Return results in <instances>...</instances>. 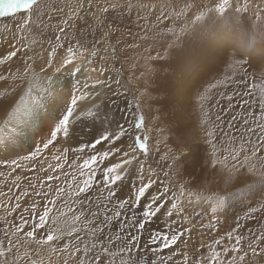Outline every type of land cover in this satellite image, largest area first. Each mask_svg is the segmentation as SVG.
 <instances>
[{
  "label": "rangeland",
  "instance_id": "374dc122",
  "mask_svg": "<svg viewBox=\"0 0 264 264\" xmlns=\"http://www.w3.org/2000/svg\"><path fill=\"white\" fill-rule=\"evenodd\" d=\"M39 2V9L33 10L29 27V31L32 34L39 36V40L28 49H25L19 42V37L21 35H27V33L22 34L16 32V26L22 18L28 14L19 13L17 15H12V13L17 12L18 9L24 8L28 3V0H0V54H6L12 44H15L21 49V52L12 62L4 64L5 66L0 68V75L7 77L9 76V73H13L14 71L17 72L18 69L22 72L25 63L32 65L37 72L40 71L41 67H46L45 62L48 58V53L52 50V44L50 41L52 43L55 42V35L59 31L56 27L57 25L60 27H66L61 23V21L64 20H69L72 26L68 27V39L63 40L64 47L66 48L68 46L69 40L73 45L79 41L82 46L88 49L85 54L88 60H91L93 64L95 63L94 65L97 69L102 70L100 65L101 63L98 59L100 58L99 55L103 53L102 55H105V58L111 66L114 67V71L111 70L109 72V79L107 76L104 78L105 84L103 88L96 87L93 89L91 84L87 82L90 85L88 89L89 92L100 91L101 96H99V98L97 97L98 99L95 101H98L97 103L100 104L97 106V109L92 116L81 117L79 121L73 122L71 125L69 140L65 141L61 135L59 141L56 142L58 144L54 143L53 147L57 153V157L55 159L58 163L56 162L55 165H49L39 161L36 165L34 162H37L35 160L38 159L35 158L34 161L23 162V166L21 168L14 169L12 166L2 162L4 160H10L9 157L0 159V241L3 242L5 248L8 247V238H13V229L11 226L20 222L19 217L22 213L25 216H29L28 213H24V208H30L32 203H37L38 207L42 211L44 204L51 201L53 197L57 196V187H65L66 190L63 188L64 195L56 199L54 207L49 204V207L52 209V215H57V210H59V212L67 213L69 206L73 208V214L82 210L80 206L72 204V198L67 195V189L69 188L68 181H73L72 178L74 175L76 176L77 181L81 179L79 176V165L82 163L81 154L74 152L73 149L78 147V143H90L99 135V131H94L92 125H95L99 130L109 126L115 127L117 124L128 127L129 124L133 123V117L139 112H142L145 117L139 101V91H137L134 82H128L129 79L127 78V73H129V71L122 61V53H124L129 47L127 44H124L123 38L119 36L120 29L133 31L131 35L135 36L137 33L135 28L136 25H128L126 28L123 23H117L115 20L100 19L98 13L101 12V10L95 5L94 0H91V3L89 0H39ZM200 2L204 4V2ZM68 5L70 6L68 7ZM74 10H76V16L73 15ZM103 23L110 25V28H108L109 34H107V36L103 34ZM6 25L9 26L10 30L5 31ZM73 25L78 28L77 31L76 29H73ZM85 32L96 33L85 35ZM14 35L17 37L15 40L13 39ZM108 36H111L112 38L110 43L107 39ZM29 39H31V37H29ZM130 40L131 42L133 40L131 36ZM104 43H108L109 47H105ZM113 49H115V53L113 52ZM42 50L44 51L42 52ZM93 50L96 52L95 56L90 55ZM57 52L63 53V49H58ZM128 65L130 67L131 62L128 63ZM11 66L13 68H11ZM144 70H146L144 75L147 76L148 71L147 69ZM81 74H79L78 79L81 81V85H83L86 80L81 77ZM10 78L11 77H9V79ZM117 78H120L122 81H120L118 85L114 83ZM21 81L26 82L27 87L34 88L31 93L36 92V94H34L36 97L41 96L40 94L44 82H38L33 86L26 80ZM119 84L124 87L122 88ZM109 86H113V88ZM24 90L28 91L27 88H24ZM0 97H2L0 98V110L3 113L6 106L4 104H6L9 95L6 92L4 95H0ZM137 103L140 105L139 110H137L136 107ZM130 104L131 107H129ZM162 107L160 120L150 124L145 117L146 122L138 133L142 137H148V154H138V162L135 167H130L129 178L123 180L116 191L122 198H127L133 186H139L137 176L139 174V163L142 162L144 164L145 177L151 175L152 179L158 181V183L150 190L149 195L155 193L158 187L162 188L165 184H168L171 189L168 193L169 198H171L174 192L178 198L181 208L184 209L182 215H173L172 219L176 221V224L173 226L175 229H189V231L184 234V241L187 243L185 245L184 243L178 242L180 254L174 258L172 264H179V262L183 260V253L185 252L188 254L190 264L202 257L205 260V264H210L209 257H211L214 252L222 253L221 258L225 261L232 259L235 254L231 251L227 254H223V248H231L236 235L254 238V236L260 235L261 231H264V209L256 212L252 219L245 220L242 218L248 211L249 207L259 208L260 205H264V143L255 142L251 145H245V142L237 143L235 153L238 154L239 159H232L229 163L225 161L224 157L231 160L233 155L228 154L229 156H227V151H224L223 149V138L217 137L219 133H224V126H217L218 124L211 121L203 127V131L206 134L205 140L209 143V146L203 147L194 152L195 161L197 166L199 165L200 169L196 170L192 168L190 171L186 170L187 167L183 164L185 161L182 159L177 165V168H180L179 176H175L170 179L168 176H165V173L169 171L168 165L171 163V160L165 159L166 154L169 149L176 146L175 137L177 135L182 136V133L184 134V132L187 131L182 128V125V129H180L177 122L169 119V102H166V104ZM1 111L0 114H2ZM105 114H107L108 117L107 123L104 122ZM82 127L83 130L81 131ZM167 129H169L170 132H173V135L169 136L166 132ZM209 131L213 132V136L209 137L207 135ZM195 132L197 136V128L195 129ZM85 133L88 134L85 135ZM44 134L40 137V141L42 138H47L49 133L45 132ZM135 134H137V132L133 130L130 135L134 136ZM130 142L129 137L126 136L124 137L123 142L117 146L127 150V144ZM55 145H58V148ZM34 148L35 147L31 146V149ZM65 149L68 150L66 156L64 154ZM215 150L219 153L216 154L214 152ZM87 154H91L90 150L85 153V155ZM10 157L15 159L16 155H10ZM189 157L191 156L189 155ZM203 160L206 161L204 165L201 163ZM213 161H216V163H213ZM221 161L223 163H220ZM73 162H75V165ZM112 162H116V160L114 159ZM207 165H211V167L207 168ZM29 168H31L32 172ZM205 168H207V171ZM217 168H219L218 171ZM43 170H45L44 174ZM230 174L239 181L232 184L231 187L224 186L221 183V180L226 179ZM48 176H53L54 179L47 180ZM41 182H43V184ZM242 182H244V185L246 184L249 188L247 195L244 198L239 195L234 196L225 210L217 212L215 219H212L210 202L208 200H197L196 198L197 194L202 198H217L222 194L233 192L237 187H239V184L241 185ZM75 183L76 182L73 181V187H75ZM181 183L185 186V193L183 196L180 195L179 191ZM17 185H19V187H17ZM233 185H235V188ZM32 186L35 187L36 192H48L50 195L47 197H43V195L36 196ZM101 190V184L94 185L90 192L86 195L82 194L80 199L85 201H87L88 198L91 199L93 201V210H95L94 201L97 199L102 200V198L107 196V192H102ZM24 191H27L29 196L22 197L19 202L21 204V208L16 212H12V207L17 203L16 196L20 195ZM188 193H192L193 195L189 196ZM113 204H115V201H113ZM109 207H112V205H109ZM125 214L131 215V212L129 211ZM238 217L241 218L239 223L243 227L234 233L233 239L230 241L228 240L226 233L235 228ZM121 219H123V216ZM70 222L69 218V223ZM168 223H170L168 218L162 215L159 219L152 220L151 227L166 229ZM210 224L212 227H209ZM118 227L119 224L115 223L111 232L105 229L104 236L106 237L112 234V232H114ZM221 236H224L225 239L220 245H215L214 241L220 239ZM249 242V240H244L241 245L244 251L247 252L243 264H264V253L260 252V249L264 248V243H260L255 246L256 255H253L252 249L248 246ZM89 243H91V240H89ZM143 243L144 242L142 241L140 251L145 260L150 262L151 259H154L155 257L150 250L145 251ZM25 251L26 249L24 246L17 248L14 240L13 252L8 256L9 264H31V261L41 259V255L38 254L37 246L34 243L27 246V257L25 256ZM173 251H177V249L174 247ZM133 255L134 258H136L135 250L133 251ZM161 255L167 256L169 253L165 250ZM239 255H244V252H241ZM17 257H19V259H17ZM0 259H3V257H0ZM238 259L239 257L237 256V260ZM43 260L44 264H48L49 256L46 253L43 255ZM51 260L53 264H57L55 256H52ZM58 264H63V257L60 258Z\"/></svg>",
  "mask_w": 264,
  "mask_h": 264
},
{
  "label": "snow or ice",
  "instance_id": "6c2138e0",
  "mask_svg": "<svg viewBox=\"0 0 264 264\" xmlns=\"http://www.w3.org/2000/svg\"><path fill=\"white\" fill-rule=\"evenodd\" d=\"M89 2L91 3V0ZM232 2L233 0H219V3L215 5L216 11L221 14L225 13ZM39 5V0H28L24 8L12 13V15L19 13L28 14L16 26V32L22 34L27 33V35H21L19 37V42L25 49H28L39 40L38 35H34L29 31L33 10H38ZM119 6L118 2H113L109 5L112 9ZM126 6L129 9L133 7L131 0H129ZM136 6L144 9L149 6L155 7L156 5L144 4L138 0ZM193 7V3H189L188 0H183V7L175 14L178 16H186L191 12ZM247 8V0H244L243 5L237 7L236 11L240 12L247 10ZM101 11L107 12L108 7L101 9ZM204 15L203 10L198 11L194 20H202ZM61 23L66 27L56 26L59 31L55 35V42L52 43L50 41L52 50L48 53V58L45 62L46 67H41L40 71L37 72L32 65L25 63L22 72L18 69L16 73H9L7 77L0 75V81H6L11 77L13 80H26L33 86L38 82L46 81L48 88L51 86V80L54 74L67 73L70 78L67 88L62 95L63 102L60 104L59 114L55 118V122L50 124L47 138H42L39 143H36L35 148L31 149L27 155L17 154L15 159L2 161L14 169L21 168L23 162L34 161L41 153L42 148L44 150L49 149L50 146H53L54 143L59 141L61 135L65 140L70 139L69 134L73 122L79 121L81 117L92 116L100 104L92 103L89 107L83 109L80 106L82 101L90 97H99L101 93L95 91L89 92L90 85L87 81L81 85L78 76L82 73V67L78 62L84 59L88 49L82 46L79 41L73 45L70 40L68 46L65 48L63 40L68 39V27H71V24L69 20L61 21ZM8 30H10L9 26L6 25L5 31ZM13 39L15 40L17 37L14 35ZM178 44L179 36L165 49L163 56L158 57V59L166 61L167 56ZM58 49H63L62 55L58 54ZM20 52L21 49L16 47L15 44H12L6 54H0V65L12 62ZM113 52L115 53V49H113ZM90 55L95 56L96 52L93 50ZM88 63H91V60H88ZM176 65L177 67L170 78L174 85L183 72L181 65L179 63ZM147 71L154 72L155 66L147 68ZM116 82L119 83V81ZM104 84V80L96 79L91 87L93 89L97 86L103 88ZM33 90L34 88H30L29 92ZM169 90V85H165L164 91L168 92ZM0 95L4 94L0 93ZM24 96L21 95L20 100L9 113L10 121L19 111ZM200 99L203 100L205 97L201 95ZM129 107H131V104ZM136 107L139 110V103H137ZM261 108L264 109V100L261 102ZM202 114L204 116L202 123L207 124L208 116L207 113L203 112V108ZM261 118L264 119V115ZM104 122H108L107 114H105ZM144 123L145 117L142 112H139L133 117V123L129 124L128 127L117 124L115 127L109 126L99 130L95 125H92L94 131H99V135L90 143H78V147L73 149L74 152L81 154L82 163L79 165V176L81 179L77 181L76 176H73V181L76 182L75 187L72 186L73 181H68L69 188L67 195L72 198V204L80 206L81 211L73 214V208L69 206L67 213L57 210V215L51 214L52 209L49 207V204L54 207L56 199L64 195V189L60 187L56 188L57 196L53 197L51 201L46 202L42 211L37 203H32L30 208H24V213H28L29 216H25L22 213L19 217L20 222L11 226L13 229L12 237L15 240V246L17 248L20 246L25 247L26 257L28 256L27 246L33 243L37 246L41 259L33 260L31 264H44L43 255L45 253L49 256L48 264H53L51 260L52 256L56 257L57 264L61 257H63V264H172L174 258L180 254L179 243H184L185 245L187 243L184 241V234L189 229H175L173 227L176 224V221L172 219L173 215H182L184 209L181 208L174 192L171 198H169L170 186L165 184L162 188L158 187L155 193L149 195L150 190L158 181L152 179L151 175L145 177L144 164L141 162L139 163V174L137 176L139 186L134 185L127 198H122L116 191L120 183L129 178L130 167H135L138 162V153L148 154V137H142L138 134L139 130L143 128ZM260 127L262 132L260 139L264 142V126ZM82 130L83 127L81 128ZM133 130L137 132L134 136L130 135ZM249 131L253 130L249 129ZM87 134L85 133V135ZM207 135L211 137L213 136V132L209 131ZM126 136L131 141L127 144V150L117 146L123 142ZM175 145L174 148L169 149L165 157V159L171 160V163L168 165L169 171L165 173V176H168L170 179L179 176L180 168H177V165L188 154L187 149L189 148L186 139L180 135L175 137ZM3 147L5 148V145ZM89 150L91 154L85 155ZM67 151V149L64 150L65 156L67 155ZM232 158L239 159V156L236 154ZM114 159L116 162H112ZM73 163L75 164V162ZM213 163H216V161H213ZM220 163L223 162L221 161ZM53 179V176L47 177V180ZM41 183L43 184V182ZM97 183L102 185L101 191L107 192V196L103 200L97 199L95 201V210H93V201L91 199L85 201L80 199V197L82 194L90 192ZM32 187L36 196L43 195V197H47L50 195L48 192H36L35 187ZM179 191L180 195L183 196L185 193L183 183L180 184ZM248 191L249 188L247 185H240L233 192L222 194L214 199L202 198L198 194L196 198L197 200H208L210 202L212 219H215L217 212L225 210L234 196L239 195L244 198ZM188 195L191 196L193 194L188 193ZM27 196H29L27 191L16 196L17 203L12 207V212H16L21 208L19 202L22 197ZM113 201H115V204H113ZM109 205H112V207H109ZM262 209H264V205H260L259 208L249 207L242 218L245 220L252 219L253 215ZM129 211L131 215H126L125 213ZM162 215L166 216L170 221L166 229L152 228V220L159 219ZM122 216L123 219H121ZM240 219L238 217L235 228L226 233L228 240L231 241L234 233L242 229L243 226L239 223ZM115 223H118L119 227L112 234L105 237V229L111 232ZM209 227H212V225L210 224ZM145 232L148 233L146 239L144 237ZM13 238H8L7 248L0 241V257H3V259H0V264H9L8 256L13 252ZM224 239L225 237L221 236L220 239L214 241V244L220 245ZM89 240H91V243H89ZM244 240L250 241L248 246L252 249L253 255H256L255 246L264 243V231H261L260 235L254 236V238L236 235L232 247L223 248V254H227L230 251L235 254L232 259L225 261L221 258L222 253L214 252L209 257L210 264H243L247 255V252L241 247ZM142 241L144 242L143 247L145 251L150 250L155 257L150 262L145 260L140 251ZM174 247L177 251H173ZM134 250L136 258L133 255ZM165 250L168 251L169 255H161ZM241 252H244V255H239ZM260 252L264 253V248H261ZM237 256L239 257L238 260ZM179 264H190L186 252L183 253V260ZM191 264H205V260L202 257L199 260L191 262Z\"/></svg>",
  "mask_w": 264,
  "mask_h": 264
},
{
  "label": "bare ground",
  "instance_id": "6f19581e",
  "mask_svg": "<svg viewBox=\"0 0 264 264\" xmlns=\"http://www.w3.org/2000/svg\"><path fill=\"white\" fill-rule=\"evenodd\" d=\"M113 2H118L120 6L112 9L109 5ZM128 2L129 0H94L100 10L105 7L109 9L107 12L98 13L100 19L115 20L117 23H123L126 28L128 25H136L135 36L131 35L133 31L119 28V36L129 47L122 53V61L129 71L128 82L135 83L139 91L141 107L150 124L160 120L162 106L169 102V119L177 122L180 129L184 128L187 131L182 133V136L189 145L188 154L183 159L185 162H181L187 167L186 170L200 169L195 161L194 152L209 146L203 131L205 124L202 123L204 120L202 108L203 112L207 113L208 123L213 121L218 124L217 126H224V133H219L217 137L223 138V149L227 151V156L236 154V144L239 142H245V145L255 142L263 144L264 142L260 139L262 135L260 126H264V119L261 118L264 115V109L261 108V102L264 100V0H247V10L240 12L236 9L243 5L244 0H233L229 9L223 14L218 13L215 8L219 0H188L194 7L186 16L175 14L183 7V0H139L144 4L156 5L144 9L136 6L138 0H131L133 7L129 9L126 6ZM200 10L204 11V18L194 20ZM73 15H77L76 10ZM73 26V29L77 31L78 28ZM108 28L110 25L103 23V34L106 36L109 34ZM94 33L96 32H85V35ZM130 36L133 38L132 42ZM177 36H179V44L167 56L166 61L158 59L163 56L165 49ZM107 39L109 43L112 41L111 36ZM104 46L108 48L109 44L104 43ZM58 54L63 53L58 52ZM102 54L99 55L98 61L101 63L103 72L96 68L95 63H88L86 54L84 59L78 62L82 67L81 77L91 85L96 79L104 80L106 76L109 79V72L114 71V67ZM177 63L181 65L183 72L174 85L170 78ZM3 66L5 65H0V68ZM152 66H155V71L148 72L145 76L144 69ZM69 81L67 73L54 74L49 88L46 81L44 85L42 84L39 97L34 95L36 92H29L30 88L27 87L26 82L20 79L10 78L0 81V93L7 92L9 95L4 104L6 105L4 112L0 110L2 113L0 114V159L7 157L12 159L10 155H26L31 146L35 147V144L40 142L39 139L45 132L49 133L50 124L55 122L59 114L60 104L63 102L62 95ZM116 81L121 80L117 78ZM116 81L114 83L118 85ZM165 85H169L168 92L164 91ZM21 95H25L21 107L10 121L9 113L20 100ZM201 95L205 99L201 100ZM98 98L90 97L82 101L81 108L97 103L98 101H95ZM167 130L169 136L173 135V132ZM55 146L58 148V145ZM216 150L214 152L218 154ZM56 157L57 153L53 146L47 150L42 148L34 164L37 165L40 161L55 165L56 162L58 163ZM224 159L230 163L233 158L229 160L224 157ZM201 163L204 165L206 161L203 160ZM206 167L209 168L211 165ZM207 168H205L206 171ZM237 181L239 180L230 174L226 179H222L221 183L231 187ZM241 185H244V182ZM147 235L148 233L145 232V239Z\"/></svg>",
  "mask_w": 264,
  "mask_h": 264
}]
</instances>
